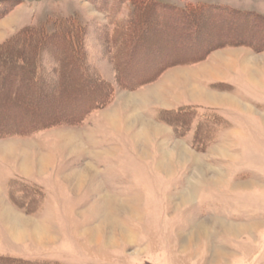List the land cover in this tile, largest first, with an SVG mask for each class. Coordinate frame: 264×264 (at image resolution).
Returning a JSON list of instances; mask_svg holds the SVG:
<instances>
[{"label":"rangeland","instance_id":"obj_1","mask_svg":"<svg viewBox=\"0 0 264 264\" xmlns=\"http://www.w3.org/2000/svg\"><path fill=\"white\" fill-rule=\"evenodd\" d=\"M133 1L0 0V54L16 55L14 74L0 65L11 78L0 99L23 89V123H36L0 137L13 139L14 153L1 149L11 165L32 162L4 183L25 218L4 224L0 257L264 264V24L251 14L264 15V0ZM157 3L206 11L189 21ZM65 30L74 59L61 60ZM93 89L100 96L87 98ZM161 89L173 91L156 103ZM71 98L98 102L75 111Z\"/></svg>","mask_w":264,"mask_h":264},{"label":"trees","instance_id":"obj_2","mask_svg":"<svg viewBox=\"0 0 264 264\" xmlns=\"http://www.w3.org/2000/svg\"><path fill=\"white\" fill-rule=\"evenodd\" d=\"M133 2L136 5L135 1H133ZM137 2H138L137 5H139L140 3L143 4L144 0H139ZM156 6L161 7V8H164L166 10H170L171 12H173V15L179 13V14H182L181 16H183V15L184 16H187L186 13H188V14H190L189 21H192V18L194 17L193 15H195V13L197 14V12L206 11V8H203V7H194V8H190V9L189 8L176 9V8H173V7L170 8V7H166L164 5H159L158 3L156 4ZM213 10L219 11V13H221L220 11L223 10V9L214 8ZM226 10L223 11V13H221V14H233V15H243V14H245V15H247V14H250L251 13V12L241 13L242 11L235 10V9H231L229 11H226ZM251 14H253V16H254L253 17L254 18V21H256L257 23L264 24V15L263 14H260V13H251ZM26 31H28V30H26ZM70 32L71 31H69V30H65V32H63V34H61V36H60L61 38H57V40L59 42V47L62 50V52H59V53H61V60L63 59V56L64 57L66 56L65 53H68L69 54V52L71 50H72L73 54H72V56H69L67 58H70V57L72 58L73 56H75V51H74V48H73V45H74L73 34L70 33ZM7 45H8V43L6 44V46ZM7 51H9L8 54H0V65H2L1 67H3V70H5V71L6 70L7 71L8 70H11L10 72H12L13 67L15 68V66H11V65H14V61H15L14 57H16V55L15 54H12V52H11V50H10L9 47L7 48ZM73 59H74V57H73ZM6 62H9V65L10 66L7 65L5 67L4 64ZM70 63L72 64V61H70ZM3 70L1 68V71L0 72H2ZM16 74H18V73H16ZM8 76H9V74L7 72L4 75H2L0 77V83L3 80H7V82H10L11 81V78H8ZM19 76H21V74ZM26 78H29V75ZM4 82H6V81H4ZM5 90L7 91L8 89H2V91H5ZM9 90L6 92L8 94V95L6 94V98L3 97V98L0 99V107L2 109L8 108L7 110H10L12 113H14V111L17 112L16 114L13 115L14 117H16L15 118L16 121H14V120L13 121H10V119H8L7 121L4 120V113L3 112L2 113L0 112V137L10 136V135H15V134H19V135L20 134H25L26 132H28L30 130V128L32 126H36V123L35 124H32V125L31 124L30 125H26L25 123H23L25 121L24 119L26 117H25V114L22 111H24V108L25 107L23 105H21V103H19V99L17 98L18 95L16 96V92L17 91L20 92V90L22 91L23 89H16V87H15L14 89H9ZM81 90L84 92L83 89H81ZM39 91L41 92V89H38L37 91H35L34 94L37 95V97L39 98L38 99V102L41 103V102H43V96L40 94ZM59 94H60V92H58V96H59ZM98 95L99 94H97V91H95V89H93L92 92L89 94V96L87 98H89V97L91 99L93 97L96 98ZM81 97H83V95H81ZM84 97H86L85 94H84ZM80 100H82V98H80ZM71 101H73V102H71ZM74 101H75V99H72L71 98V100L68 101V103L66 104V107H68L70 109H74L75 111L77 109L78 110L80 109L83 112H87L86 111L87 109H90L91 106H93L94 104H97V102H98V101L97 102L95 101L94 103L88 104L89 102L84 103L83 101H81V103L77 105L76 102H74ZM80 116H82V115L80 114ZM74 117H75V115H74ZM171 119L172 120L169 121V123L172 124L175 128H177V126L179 128L181 127V129H183V130L186 128L184 126V124H181V122L179 123L178 121H176L177 119H173V118H171ZM19 122H22L23 124H19ZM44 123L45 122H43V120H41V122H40V124L38 126H43L44 127ZM32 263L34 264V262H32ZM0 264H28V262L27 263L21 262V260L19 258L12 259V258H6V257L1 256L0 257Z\"/></svg>","mask_w":264,"mask_h":264},{"label":"crops","instance_id":"obj_3","mask_svg":"<svg viewBox=\"0 0 264 264\" xmlns=\"http://www.w3.org/2000/svg\"><path fill=\"white\" fill-rule=\"evenodd\" d=\"M169 70H171V69H169ZM169 70H166L165 72H164V74H162L161 76H160V78H158L157 79V81L156 82H154V84H156L157 82V84L154 86V87H156V86H158V84L159 85H162V84H165V81H166V78H167V76H169L167 73H168V71ZM167 74V75H166ZM166 75V77H164ZM161 87V86H160ZM152 88V87H151ZM172 89H161V92H160V94H159V99L158 100H154L156 103L157 102H159V101H161L162 99H165L164 97L165 96H167L166 94L167 93H172ZM204 91H206L205 89H204ZM208 92V91H207ZM146 103V102H145ZM230 107L231 106H228V105H220L219 106V108H221V109H230ZM17 140H26V138H18ZM13 141V139H7V141H5V140H2V139H0V205H3L4 203L13 211V212H15L17 215H20V216H22L19 212V210L15 207V206H13L8 200H7V198H6V194L5 193H3V192H5V189L3 188V186H4V183H5V181L9 178V176L10 175H12V174H15V172L17 171V170H19V171H21V172H23L22 170H26L27 168H28V166H25V162H23V164H21V167H15V166H13V165H11L10 164V162H8L6 159H5V156H3V155H1V153L3 154V152H1V149L2 148H4V149H10V150H12L13 152L12 153H14V151H15V149L13 148V147H11V144L13 143L12 142ZM8 144H10V146L8 145ZM22 144V143H21ZM32 157V156H31ZM27 162H29V163H27L26 165H31L30 163H31V160L30 161H27ZM4 168V169H3ZM39 169V168H38ZM18 171V172H19ZM32 174L36 177V178H38L39 176L40 177H42L43 176V172H41V170H40V172L38 173L35 169L34 170H32ZM31 174V175H32ZM39 177V178H40ZM32 178V177H31ZM4 200V202H3V200ZM22 217H24V216H22ZM25 218V217H24ZM4 232H10L7 228H6V226L4 225V223H3V221L1 220V218H0V233H4Z\"/></svg>","mask_w":264,"mask_h":264},{"label":"bare ground","instance_id":"obj_4","mask_svg":"<svg viewBox=\"0 0 264 264\" xmlns=\"http://www.w3.org/2000/svg\"><path fill=\"white\" fill-rule=\"evenodd\" d=\"M5 150H8V149H5ZM3 154H10V152H5ZM39 169L42 170V168H39ZM116 208H117V206H116ZM0 218L3 220V222L5 221L4 224L7 225L8 227L15 228V229L19 228L20 229V227H19L21 225L20 224L21 223L20 222V219H21L20 216H18L13 211H11V209L8 206H4L3 207V205H2V208L0 209ZM31 232L34 235H37V232L35 230H32Z\"/></svg>","mask_w":264,"mask_h":264}]
</instances>
